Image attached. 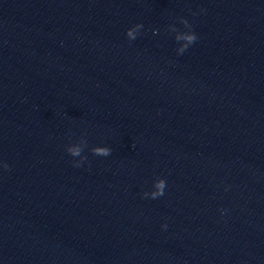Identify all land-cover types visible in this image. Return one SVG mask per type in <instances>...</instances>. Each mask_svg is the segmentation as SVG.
<instances>
[{
	"label": "water",
	"instance_id": "95a60500",
	"mask_svg": "<svg viewBox=\"0 0 264 264\" xmlns=\"http://www.w3.org/2000/svg\"><path fill=\"white\" fill-rule=\"evenodd\" d=\"M0 264H264V0H0Z\"/></svg>",
	"mask_w": 264,
	"mask_h": 264
},
{
	"label": "clouds",
	"instance_id": "9594fccd",
	"mask_svg": "<svg viewBox=\"0 0 264 264\" xmlns=\"http://www.w3.org/2000/svg\"><path fill=\"white\" fill-rule=\"evenodd\" d=\"M185 23H186V21H185ZM138 27H140V26H139V25H134L133 27L129 28V29L127 30V32H126L127 36L130 37V38H134V37H135L136 29H137ZM185 38H186L189 42H191V41H194V40L196 39V35H195V33L185 34ZM186 46H187V45H185V47H186ZM181 50H183V49H181ZM100 151H101L103 154H107L108 151H109V149H101ZM2 167H3L4 169H7V168L9 167V165L7 164V162H2ZM158 194H160V193H153V196H156V195H158ZM223 211H225V210L222 209L221 212L223 213ZM162 227L166 229V228L168 227V225H167V224H164V225H162Z\"/></svg>",
	"mask_w": 264,
	"mask_h": 264
}]
</instances>
